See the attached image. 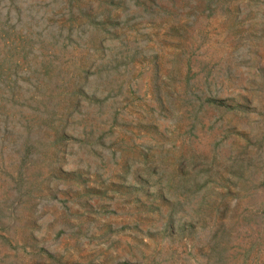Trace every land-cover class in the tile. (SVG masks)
I'll return each mask as SVG.
<instances>
[{"label": "rangeland", "instance_id": "obj_1", "mask_svg": "<svg viewBox=\"0 0 264 264\" xmlns=\"http://www.w3.org/2000/svg\"><path fill=\"white\" fill-rule=\"evenodd\" d=\"M0 264H264V0H0Z\"/></svg>", "mask_w": 264, "mask_h": 264}]
</instances>
